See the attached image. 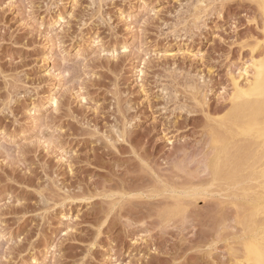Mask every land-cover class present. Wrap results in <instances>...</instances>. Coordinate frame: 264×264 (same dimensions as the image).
<instances>
[{
	"label": "rangeland",
	"instance_id": "obj_1",
	"mask_svg": "<svg viewBox=\"0 0 264 264\" xmlns=\"http://www.w3.org/2000/svg\"><path fill=\"white\" fill-rule=\"evenodd\" d=\"M262 1L0 0V264H257Z\"/></svg>",
	"mask_w": 264,
	"mask_h": 264
},
{
	"label": "bare ground",
	"instance_id": "obj_2",
	"mask_svg": "<svg viewBox=\"0 0 264 264\" xmlns=\"http://www.w3.org/2000/svg\"><path fill=\"white\" fill-rule=\"evenodd\" d=\"M198 1V0H197ZM261 1V0H260ZM264 1V0H263ZM262 1V3H263ZM261 10V9H260ZM264 10V9H263ZM264 14V13H263ZM263 38V37H262ZM264 40V39H263ZM264 45V44H262ZM261 45V46H262ZM264 51V50H261ZM256 56L258 55L255 53ZM262 55V54H261ZM255 57V56H254ZM262 58L264 55L258 59L252 61V68L249 69L248 66L241 71V76L246 79V84L240 85L238 81L235 82L236 87V97H248L254 96L256 100L254 101L252 107L250 103L245 105L244 111L250 110L251 119L246 124V131L257 132L264 139V63H262ZM251 59V58H250ZM249 61V60H248ZM251 63V62H250ZM233 76V75H232ZM237 77V76H236ZM236 79V78H235ZM243 80V79H242ZM241 80V81H242ZM240 81V82H241ZM243 82H241L242 84ZM233 84V83H232ZM234 90V89H233ZM232 90V91H233ZM231 95V94H230ZM54 103V102H53ZM235 104V103H234ZM224 116V115H223ZM221 121V120H220ZM227 124V123H226ZM218 125V124H217ZM216 128V127H214ZM237 128V127H236ZM220 130V129H217ZM216 132V131H215ZM240 132V131H239ZM224 134V133H223ZM235 136V135H234ZM218 137V136H217ZM228 139V138H227ZM221 140V139H220ZM218 141V140H217ZM223 141V140H222ZM246 143V142H245ZM244 143V144H245ZM241 144V143H240ZM243 144V145H244ZM237 147V146H236ZM238 148V147H237ZM226 149V148H225ZM241 150V149H240ZM247 150V148H246ZM244 150V151H246ZM236 151V150H235ZM243 151V152H244ZM230 153V152H229ZM243 155V154H242ZM237 156V155H236ZM225 158V157H224ZM223 158V159H224ZM236 158V157H235ZM233 159V161L235 160ZM240 158V157H239ZM229 160V159H228ZM242 163V162H241ZM223 165V164H222ZM230 165V164H228ZM224 168V167H223ZM225 170V169H224ZM242 170V169H241ZM235 172V171H234ZM220 173V172H219ZM222 175V174H221ZM225 175V174H224ZM226 179V178H225ZM232 184V183H231ZM228 186V185H227ZM244 188V187H243ZM243 192V191H242ZM262 194V193H261ZM249 199V198H248ZM253 204V203H251ZM255 211L264 212V195H261L257 198L255 202ZM246 217V216H245ZM264 217V216H263ZM262 219V217H261ZM243 221H245L243 219ZM247 222V221H246ZM243 223V222H242ZM241 224V223H240ZM248 225V224H247ZM246 225V226H247ZM244 226V225H243ZM242 226V227H243ZM254 232L251 234L250 241L247 247L248 259L256 262L257 264H264V239H260L257 233V230H253ZM243 244V243H242ZM244 247V246H243ZM243 253V252H242ZM243 256V255H242ZM246 256V255H245ZM244 258V257H242ZM246 259V257L244 258ZM241 261V260H240ZM243 262V261H242ZM240 264V263H239ZM243 264V263H242ZM255 264V263H254Z\"/></svg>",
	"mask_w": 264,
	"mask_h": 264
},
{
	"label": "snow or ice",
	"instance_id": "obj_3",
	"mask_svg": "<svg viewBox=\"0 0 264 264\" xmlns=\"http://www.w3.org/2000/svg\"><path fill=\"white\" fill-rule=\"evenodd\" d=\"M261 44H264V41H261ZM125 51H127V49H125ZM262 63H264V58H262Z\"/></svg>",
	"mask_w": 264,
	"mask_h": 264
}]
</instances>
